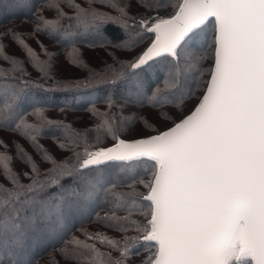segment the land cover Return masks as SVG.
Wrapping results in <instances>:
<instances>
[{"label":"snow or ice","instance_id":"6c2138e0","mask_svg":"<svg viewBox=\"0 0 264 264\" xmlns=\"http://www.w3.org/2000/svg\"><path fill=\"white\" fill-rule=\"evenodd\" d=\"M0 10V264H264V0Z\"/></svg>","mask_w":264,"mask_h":264},{"label":"trees","instance_id":"16d2710c","mask_svg":"<svg viewBox=\"0 0 264 264\" xmlns=\"http://www.w3.org/2000/svg\"><path fill=\"white\" fill-rule=\"evenodd\" d=\"M5 3H7V0H4ZM26 10H18L16 13V19H14L12 22L16 25H20L23 28L30 27V24L27 20L24 19V16H26ZM8 15L7 13H4L2 10H0V24H6L8 22ZM2 30V29H0ZM45 42H47L45 40ZM30 43V46L35 47V41L28 42ZM15 51V47L10 48L8 52H5L4 54H9L10 52ZM82 59L85 63L88 62L87 56H82ZM66 67L62 68V72L65 75H70L78 70H80L79 65L72 64L70 60L65 61ZM56 95H62L61 93H57ZM49 119H59V118H65V123L72 124L73 127L77 126L78 122L79 124H87L89 121V117L91 116V113L86 111L84 106L77 103L71 110H66L65 112H61L59 108H52L48 110L47 113ZM41 143L45 145V147H50L55 143L52 139H42ZM92 227V226H89Z\"/></svg>","mask_w":264,"mask_h":264}]
</instances>
